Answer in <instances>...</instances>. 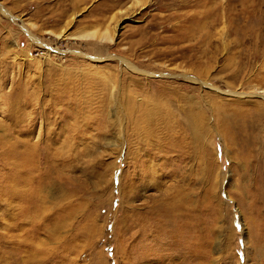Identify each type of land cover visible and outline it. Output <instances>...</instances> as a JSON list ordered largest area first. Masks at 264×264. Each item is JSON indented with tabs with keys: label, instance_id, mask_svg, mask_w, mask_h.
<instances>
[{
	"label": "rangeland",
	"instance_id": "1",
	"mask_svg": "<svg viewBox=\"0 0 264 264\" xmlns=\"http://www.w3.org/2000/svg\"><path fill=\"white\" fill-rule=\"evenodd\" d=\"M0 264H264V0H0Z\"/></svg>",
	"mask_w": 264,
	"mask_h": 264
},
{
	"label": "bare ground",
	"instance_id": "2",
	"mask_svg": "<svg viewBox=\"0 0 264 264\" xmlns=\"http://www.w3.org/2000/svg\"><path fill=\"white\" fill-rule=\"evenodd\" d=\"M8 14V13H7ZM24 31L29 33L30 37L33 39L34 38V35L30 33V31L24 27ZM103 34V33H102ZM63 34H61L60 36H62ZM68 36L70 37H76V38H79V37H87V36H90L92 37L94 35V32H91V31H88V32H83V33H79V34H67ZM88 38V37H87ZM125 62V61H124ZM129 68L133 69V70H136L135 67L133 66H130L128 65Z\"/></svg>",
	"mask_w": 264,
	"mask_h": 264
}]
</instances>
